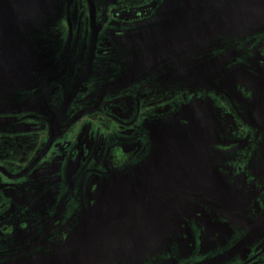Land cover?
I'll list each match as a JSON object with an SVG mask.
<instances>
[{"label": "flooded vegetation", "instance_id": "af4514ba", "mask_svg": "<svg viewBox=\"0 0 264 264\" xmlns=\"http://www.w3.org/2000/svg\"><path fill=\"white\" fill-rule=\"evenodd\" d=\"M117 1L122 5L110 12L113 16L109 13L115 20L113 28L105 27L106 7L98 8L97 14L101 17L94 25L89 13L93 8L87 7L89 23L84 30H75L69 23L47 29L55 41L62 36V46L56 50L59 57L53 59L56 51L51 54L49 46L42 44L41 48L46 50L40 53H47L43 55L45 59L30 65L37 70L25 73L30 78L29 87L21 88L12 99L4 97L10 89L0 86V210L1 202H13L14 214L9 220L14 219L20 224L15 227L8 223L1 231L7 236L14 234L13 242L16 243L21 242L26 232H30V240L40 238L41 228L47 231L46 225L52 222L54 227L51 226L49 238L58 240L61 245L49 253L35 250L29 254L26 250L18 254L32 256L33 264H57L54 260L58 252L55 251L64 250L70 240L76 218L74 211L65 216L62 214L66 202H89L86 210L91 212L98 201L113 202L109 203L110 208L117 204L115 202L150 201V194L145 190L140 193L138 188L140 176L154 169L156 164L157 138L151 125L167 116V104H174L177 96L180 97L177 101L184 105L201 100L205 90L214 96L213 100L218 98L215 95L223 98L228 110H219L217 106L215 113L219 116L221 111L234 124L230 125V138L223 145L213 146L237 154L243 172L250 173L256 156L264 155V87L243 80L229 86L228 92L213 86V82L225 74L219 59L230 67L237 51L243 56L252 48V61L240 65V70L255 74L253 65L264 59V27L237 38L234 34L228 38L219 34L211 39L197 36L195 39L194 32L210 20L221 23L219 13L233 0ZM251 9L256 10V7ZM246 10L250 12V8ZM259 10L263 12L264 6ZM75 34L84 37L76 40V43L83 42L84 68L79 66L82 55L77 49H71V45L76 44ZM2 52L0 46V54ZM13 57V61L1 62L0 73L19 75L27 58ZM181 61L186 67L198 66L196 63L199 62V68L206 66L207 69L191 70L184 78L187 81L181 80L184 86L177 87L173 78L179 77L172 75L182 70ZM75 63L84 70L81 75L83 85L78 87L74 86ZM39 70L46 73L39 75ZM202 72L211 80L203 83L204 87L199 83L195 88L192 85L195 80L203 82ZM66 76L70 79L67 87L64 84L52 86L59 81L63 83ZM68 87L71 90L67 103L53 102ZM71 102H76L82 109L72 110ZM79 127L82 131L75 140ZM160 136L167 147V135ZM158 153H165L167 160V149ZM183 164L181 162L177 171L184 170ZM6 168L16 174L12 184L5 178ZM185 170L189 172L186 173L188 179L199 171V167L196 165L194 171L193 167L187 166ZM43 171L46 176L40 175L45 174ZM24 178L25 182L16 189L17 181ZM2 193L14 198L4 199ZM22 193L25 196L19 198ZM95 211L98 212L97 208ZM210 211L218 214L216 209ZM200 216L189 214L186 218ZM255 216H249L251 222ZM231 221L241 233L248 234L253 228L247 222ZM218 238L219 235L213 237V242ZM235 250L240 264L263 261L264 233L251 243L249 240L238 241ZM16 255L8 259L21 263L24 256L21 259Z\"/></svg>", "mask_w": 264, "mask_h": 264}, {"label": "rangeland", "instance_id": "374dc122", "mask_svg": "<svg viewBox=\"0 0 264 264\" xmlns=\"http://www.w3.org/2000/svg\"><path fill=\"white\" fill-rule=\"evenodd\" d=\"M6 1L9 4H12L11 0ZM54 1L58 4L56 19L51 25L44 24L43 26H39L43 27L44 30L50 27L53 28L54 25L63 27L64 25H68V23L73 25L75 30H84L89 23L86 14L88 13L87 7L93 8L91 9L92 12H89L92 25L98 22L101 17V14H97L99 11L98 8L106 7L107 21L105 27L113 28L115 20L112 16L114 14L112 15L110 12L116 10L115 8L122 5V2L117 0H112L111 2H109V0ZM109 13L112 15L111 17ZM253 25L257 26L258 23ZM257 27L263 28L264 26ZM61 37L62 36H60V40L55 41L56 38L53 37L52 32L47 33V30H45L36 32L34 37L18 40L20 41V44L29 42L32 45L31 50L33 52L31 60L25 61L26 64L23 65L19 75L12 76V80L5 85L6 88L10 89L8 95L12 99L17 97V93L21 88L30 83V78L25 76V73L27 71L29 72L30 68L35 69L30 67V65L32 63L43 62L45 59L40 52L46 49L41 48V45L47 44L49 46L48 51L53 54V51L60 49L59 45L62 46ZM262 38H264V36ZM78 39L83 40L84 37L75 34V43ZM14 43H16V41H11L10 39L7 41V44L9 45L7 48L5 47V50L11 55L4 54L1 57L7 61H13V56L17 59L27 58L30 45L28 47H26L27 45H23L22 47L10 46ZM71 49L72 51L77 49V53L82 55L83 60L79 62V66L84 68L86 57L83 52V42L71 45ZM58 55L59 54L56 51V54L52 55L54 57L53 59H58ZM253 56L254 51L252 48L248 49L246 55L243 56L240 54V51L235 52V56H233L234 63H232L230 67H227V64L223 66L221 65L222 69L225 70V74H222L221 78L216 80V83L213 82V86L215 88L218 86L222 91L224 90L228 92L230 89L229 86L238 80H243L256 87H264V59L257 60L253 65L254 70L256 71L255 74H245L240 70V65H244L247 61L251 62ZM258 63L259 65H257ZM184 64L185 63L181 61L180 67L182 70L179 73H177L176 68H174V71L177 74H173L172 77H175L176 75L179 77L173 78L174 82H176L175 86L177 87L181 85L184 86L181 80L187 81L184 78L191 70L207 69L204 65V67L199 68V62L196 63L198 66L186 67ZM79 66L76 63L74 65L76 72L74 86L76 87L83 85V76L81 77V75L84 70L82 68L79 69ZM39 71V75H44L46 73L41 70ZM201 76L203 77V82L195 81L192 83L195 88L198 87L199 83L204 87L203 83H209L211 80V78H209L210 76L203 72L201 73ZM68 77L69 76H66L63 83L62 81H59L52 84V86H61L64 84L65 87H67L70 81ZM70 90L71 88L68 87L64 92L59 94L58 98L53 100V102H58L59 105L67 103ZM213 97L214 96L210 95L209 92L205 90V94L199 101L202 112L207 113L208 110H210L208 112L209 118L215 119L219 117L213 129L216 136L211 140V143L219 146L223 145V143L230 138V125H233L234 123L231 122V118H225L221 111L219 116H217L215 113L217 106H219V110H228V108L223 101V98L215 95V97L218 98L213 100ZM179 98L180 97L177 96L174 104H167V109L169 110L167 111L166 116L167 124L169 123L172 125L173 123H176L178 119L183 118L182 113L184 102H178L177 100ZM44 99H47L46 95H44ZM70 107L74 111H77L80 108L82 109V107L76 102H71ZM185 116H188V113H185ZM165 118L155 120L151 127H155ZM203 120H206V117H203ZM199 122H201L200 119ZM81 131L82 128L79 127L78 133L75 134V140H77V136ZM206 131L207 133H211L212 128L210 127ZM172 142L173 138L167 135V144H169V147ZM208 145L210 144L208 143ZM185 148L193 152L188 153L187 156L184 155L183 160L181 161L178 157H168L170 159L167 158V172L171 173L178 170L181 167V162L184 163V170L187 169V166L197 165L199 167L197 185L200 191L199 193H192L190 195L202 198L207 197L211 202H178L171 197L170 194H167V202H150V206L164 203V207L159 212H155L154 218L141 220L137 223V226L139 225L138 227L130 226L129 228H124L122 226L123 224L120 222L107 221L105 224L107 230L102 235L104 239H99L101 229L96 227L95 235L85 237V240H82V243L77 247L79 249L76 251L80 254H84V251L88 252L91 248H94V250H105L107 254H109L107 262H110V264H240L239 257L235 250L238 241L246 242V240H249L251 243L254 238L264 233V155H257L254 161L255 166L252 167V171L246 173L239 168L237 154H229L227 151H220L217 149L207 153L206 146L201 140L187 143ZM170 149L171 152L174 150L175 153H177V147H170ZM43 172L45 173L46 171ZM4 175L5 178L10 181V184H12L11 181L15 180L14 175L16 174L12 169L6 168ZM40 175L46 176L47 173ZM25 180L26 178L17 181L18 186H16V189H19V186L22 185ZM173 187H178V185L169 182L167 175V190H171ZM1 196L4 199L14 198L13 195L8 193H2ZM24 196V193H22L19 198H23ZM55 203L58 204V202ZM88 203L89 202H83L82 200L78 202H66L63 208L62 214L64 216L74 211L76 218V222H74V230L69 237V244L72 242L71 239H74L72 236L75 235L76 230L80 227L81 223H87L90 219V212L86 210ZM12 205L13 202H1L0 221L4 219L5 221L0 222V264H17L16 259L10 260L8 258L16 254L15 257H18L20 252L26 250L29 251V254L35 250L39 253H49L57 250L61 246L58 244V240L54 239V241H51L49 238L51 226L54 227L52 222L46 225L47 231L44 227L41 228L42 236L40 238L33 240H30V232L24 233L25 235L21 239V242L18 241L16 243L13 242L16 238L14 237V234L12 236L3 234L1 231L3 225L13 223L15 227H20V224L15 223L14 219L9 220L14 214ZM206 205L214 206L217 210L216 213L218 214H213L212 211H210L211 208ZM141 213L143 216L149 215L148 211L145 210H141ZM222 213L224 216H222ZM157 214H160L161 217L157 218ZM189 214H200L201 216L187 219L186 215ZM253 214L256 216L253 218V222H251L249 216ZM63 218H65L64 220L67 219V217ZM231 220L242 223L247 222L248 226L252 224L253 228L248 234L246 232L241 233L239 227ZM3 222L4 224H2ZM87 225L89 226L90 223ZM216 235H219V238L213 242V237ZM36 246L38 248H34ZM70 246L72 248L75 247L74 243ZM46 256L49 257V255ZM255 264H264V259L263 261L259 260Z\"/></svg>", "mask_w": 264, "mask_h": 264}, {"label": "water", "instance_id": "95a60500", "mask_svg": "<svg viewBox=\"0 0 264 264\" xmlns=\"http://www.w3.org/2000/svg\"><path fill=\"white\" fill-rule=\"evenodd\" d=\"M11 1L12 4H9L6 0H0V46L3 48V52L0 54V65L1 62L5 63L7 61L1 56L4 54H10L5 50V47L7 48L9 45L7 44L9 39L11 41H16V43L10 45L13 47H22L23 45H27L26 47H28L30 45L27 57V61H30L33 52L31 50L32 45L29 42L20 44V41L18 40L34 37L36 32L49 29L46 28L44 30L43 27L39 26H43L44 24L51 25L56 19L58 12V4L57 2L55 3L54 0ZM260 6H264V0H233L222 12L219 13L221 23L216 24L214 19L210 20L203 28L194 32V38L196 39L197 36L203 37L204 39H211L213 37L215 38L219 34L225 38L234 34L235 38H237L243 36L244 34L251 33L255 28H257V26H264V11L261 12L259 10ZM228 7L232 8L233 11L229 12ZM253 7H256V10H252L251 8ZM246 8H250V12H247ZM257 23V26L253 25ZM40 54L46 55L47 53ZM219 63L221 68V65H223L222 59H219ZM31 70L32 69L30 68L28 73L32 72ZM11 80L12 76L10 74L6 72L0 73V86L5 87L6 83ZM188 80L190 81V79ZM4 97L9 98L10 96L8 95ZM209 111L210 110H208V112ZM208 112H202L200 108V101L193 100L191 103L184 105L182 113L183 118L178 119L176 123H173L172 125L169 123L167 124V121L164 119L161 123L157 124L158 126L156 125L155 127H152L153 135L157 138L156 139L153 136V138L156 139V164L154 169H151V171H147L140 176V186L138 188L140 193H143L145 190L150 194V201L147 202L140 199L141 201L139 202H115L117 204H115L113 208H110L109 204L113 202L98 201L97 205L90 212L92 213V217L90 216L87 223H81L80 227L76 230L75 235L72 236V238H74L73 240L71 239L72 242L69 244V240L66 243L67 245L65 244L64 250L61 249L60 251H55L58 252V254L54 263L105 264L106 262V264H110V262H107L109 254H107L105 250H94V248H91L90 251H84V254H80L76 251L79 249L77 247L82 243V240H85V237L95 235L96 227L101 229L99 239H104L102 235L107 230L105 226L107 221L120 222L123 224L122 226L124 228H129L130 226L138 227L139 225L137 226V223L141 220L154 218L155 212H159L164 207V203L150 206V202H167V194H170L171 197L176 199L178 202H211L207 197L202 198L190 195L192 193H199L200 191L197 185L198 171L192 174V176L188 179L186 173L189 172H185V170H176L169 173L167 172V160L165 158V153H158L159 151L167 149V158L178 157L181 161L183 160L184 155L187 156L188 153L193 152L186 149L185 145L198 140H201L206 146L207 153L216 149L213 146L214 144L211 143V140L216 136L213 129L217 118H209ZM185 113H188V116H185ZM203 117H206V120H203ZM199 119L203 123L199 122ZM210 127L212 128V132L207 133L206 130ZM160 135H168L173 138V142L170 147H177V153H175L174 150L171 152L169 144H167V147L165 146L163 136ZM208 143L210 145H208ZM190 167H193V170L195 171L196 165H190ZM167 175L169 182L176 183L178 187H173L171 190H167ZM206 206L211 209H215L214 206ZM96 208L98 212L95 211ZM141 210L148 211L149 215H141ZM156 217L160 218L161 215L157 214ZM89 223L90 225L88 226L87 224ZM72 243H74L75 246L73 248L70 246ZM25 256L26 255L20 254L18 258L23 257V260H21V263H17L24 264L29 262L30 264H33L32 261H30L33 257Z\"/></svg>", "mask_w": 264, "mask_h": 264}]
</instances>
